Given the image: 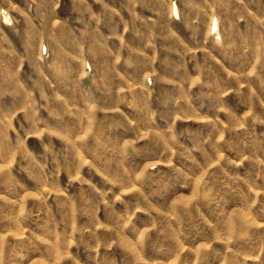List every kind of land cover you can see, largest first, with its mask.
Wrapping results in <instances>:
<instances>
[{
    "label": "rangeland",
    "instance_id": "1",
    "mask_svg": "<svg viewBox=\"0 0 264 264\" xmlns=\"http://www.w3.org/2000/svg\"><path fill=\"white\" fill-rule=\"evenodd\" d=\"M0 264H264V0H0Z\"/></svg>",
    "mask_w": 264,
    "mask_h": 264
}]
</instances>
